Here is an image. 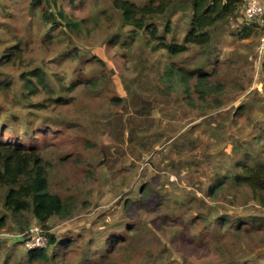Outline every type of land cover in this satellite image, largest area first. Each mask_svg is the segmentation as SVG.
<instances>
[{"label":"rangeland","instance_id":"obj_1","mask_svg":"<svg viewBox=\"0 0 264 264\" xmlns=\"http://www.w3.org/2000/svg\"><path fill=\"white\" fill-rule=\"evenodd\" d=\"M34 1L0 0V141L29 131V144L51 162V191L71 214L46 227L9 216L0 229L13 250L9 264L27 252L20 226L37 224L59 243L74 239L49 247L48 264H83L84 249L92 251L87 264H102L103 252L106 264H264V226L250 223L264 219V208L232 181L243 161L264 162L262 24L240 38L243 8L214 33L209 58L193 48L172 60L141 34L130 41L113 0ZM189 17L172 15L167 35L166 19L156 21L162 35L182 42ZM172 63L207 71L199 91L196 78L165 80ZM33 73H45L49 88L33 79L38 90L29 92L23 79ZM117 96L126 104L112 103ZM121 119L127 144L117 139Z\"/></svg>","mask_w":264,"mask_h":264},{"label":"trees","instance_id":"obj_2","mask_svg":"<svg viewBox=\"0 0 264 264\" xmlns=\"http://www.w3.org/2000/svg\"><path fill=\"white\" fill-rule=\"evenodd\" d=\"M43 0H35L33 5H40ZM249 0H147L143 4H137L131 0H113V9L118 13L123 27H131L129 31L130 41L133 42L137 37L145 38L146 44L153 51L164 50L172 60L178 56L188 53L195 48L203 53H208L207 58L213 55L212 47L214 42V33L221 26L227 24L233 19H237L240 12L245 10ZM190 11V17L187 24V30L182 42H177L174 38L169 40L167 34H171L172 25L170 17L178 11ZM63 19L64 14L60 13ZM50 18L54 19L52 15ZM166 19L164 32L162 35L157 25L156 19ZM238 32L242 39L249 38L257 28L258 21L248 22ZM254 23V24H251ZM66 26L78 28L77 23H65ZM112 42H119L122 46L127 45L128 41L118 39ZM216 58V57H215ZM207 71L202 67L185 71L183 67L176 68L175 63L165 66V80L177 77L178 81L189 83L196 78L199 83L194 85V89L199 91L200 84L207 77ZM33 78L24 77L23 84L28 91L36 92L37 86L34 85L35 79L39 86L49 88L45 73L32 75ZM206 80V79H205ZM9 84L5 85L8 86ZM32 92V93H33ZM186 92H190L189 88ZM130 95H133L131 92ZM205 92L201 94L204 98ZM141 99H144L142 95ZM61 99L58 98L57 101ZM125 100L120 97H114L112 103H124ZM145 102V101H144ZM147 103V102H146ZM122 130L118 133L119 142L127 144L131 141L128 128L119 121ZM126 126V127H125ZM4 132L13 131L11 126L4 125L1 127ZM2 131V132H3ZM29 131H23V136L0 141V229L7 225L9 216L15 219L30 218L36 220L44 226L54 217L66 218L70 212L68 200H65L60 194L54 193L50 189L49 168L51 162L45 159L43 152L33 147L27 141L30 136ZM16 136H18L16 134ZM155 149V147H154ZM152 149V150H154ZM151 150V151H152ZM151 152L145 150L143 152ZM240 172L232 176V181L240 186L247 187L251 190L252 199L264 208V162L252 166L247 161L241 163ZM222 184V183H220ZM218 191L217 187H212L211 192ZM2 207V208H1ZM229 218H224L223 224H230ZM250 223L254 227L264 226V219L252 217ZM232 224V223H231ZM43 227L47 243L44 247L27 250L26 255L16 264H34V263H51L55 254L50 255L49 247L57 245L69 246L74 243V239L64 240L59 243L57 238L48 233ZM22 228L23 241L29 236L28 230ZM240 228V227H238ZM26 231V232H25ZM92 251L84 249L81 254V262L87 264L90 261ZM13 250L6 247L5 243L0 241V263L9 264L12 259ZM102 264L108 263L109 253L103 252ZM104 257V258H103Z\"/></svg>","mask_w":264,"mask_h":264},{"label":"built area","instance_id":"obj_3","mask_svg":"<svg viewBox=\"0 0 264 264\" xmlns=\"http://www.w3.org/2000/svg\"><path fill=\"white\" fill-rule=\"evenodd\" d=\"M245 20L248 22L258 21L262 24V37L259 53L264 54V0H249L244 10ZM29 236L24 240V247L27 250L44 247L47 243V236L42 226L33 225L29 229Z\"/></svg>","mask_w":264,"mask_h":264},{"label":"crops","instance_id":"obj_4","mask_svg":"<svg viewBox=\"0 0 264 264\" xmlns=\"http://www.w3.org/2000/svg\"><path fill=\"white\" fill-rule=\"evenodd\" d=\"M246 1V0H245ZM161 100H160V103L161 104H165V105H167V101L165 100V98L163 97V98H160ZM165 102V103H164Z\"/></svg>","mask_w":264,"mask_h":264}]
</instances>
